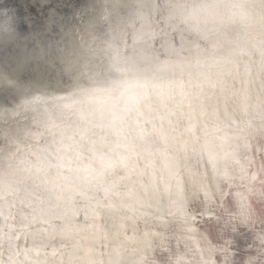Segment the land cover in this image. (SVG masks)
Wrapping results in <instances>:
<instances>
[{"label": "snow or ice", "instance_id": "snow-or-ice-1", "mask_svg": "<svg viewBox=\"0 0 264 264\" xmlns=\"http://www.w3.org/2000/svg\"><path fill=\"white\" fill-rule=\"evenodd\" d=\"M12 5L0 0V9ZM90 6L93 44L107 59L77 68L69 95L49 97L0 56V264H155L162 246L139 221L149 229L158 215L186 226L214 216L223 236L208 251L217 264H235L228 236L247 227L259 241L256 264H264V213L254 216L246 201L258 189L264 199V157L258 167L255 160L264 153V0ZM224 17L243 27H209ZM13 24L8 16L0 30L10 33ZM103 96L116 103L102 105ZM105 128L114 139L97 136ZM217 138L243 140L246 149L256 140L251 157L224 153L240 165L238 176L181 179L189 150L216 172ZM184 257L214 264L187 244L164 264H185Z\"/></svg>", "mask_w": 264, "mask_h": 264}, {"label": "bare ground", "instance_id": "bare-ground-1", "mask_svg": "<svg viewBox=\"0 0 264 264\" xmlns=\"http://www.w3.org/2000/svg\"><path fill=\"white\" fill-rule=\"evenodd\" d=\"M90 11V0H15V5L8 9H0V15L4 16L0 17V25L6 22L8 16L14 20L10 33L0 30V56L6 64L14 65L17 74L26 82L43 88L49 93V97L69 95L70 92L76 90L74 85L79 76L76 72L77 68L83 67L88 61L95 62L101 56L107 59L93 44L95 19L89 15ZM209 27H217L223 32H228L234 27H243V25L233 24L227 17H224L222 22L210 23ZM100 100L102 105L116 103L114 98L108 96H103ZM218 119L226 120L222 108ZM96 131L98 137L115 138L110 129H97ZM228 134L231 135L230 132ZM219 135L223 136L224 133ZM51 139L48 137L49 141ZM256 143V140L251 141L246 149L243 140L226 143L222 139H215L217 146L215 151L219 156L215 173L212 165L208 163L207 156L201 158L189 150L187 156L180 161L181 179L187 181L194 178L199 184L200 174H205L208 179L215 175L216 180L213 183H219V177L224 172L238 176L240 165L235 163L231 157H226L224 153L235 151L239 155L247 151L251 157ZM36 146L46 148L47 144L36 142ZM49 151L53 150L49 149ZM262 157L264 153H256L257 167ZM53 162L56 161L53 159ZM80 175L83 177L86 174L81 173ZM261 177H264V174H261ZM81 183L86 182L82 180ZM239 183L237 179V184ZM243 183L247 184L248 181ZM48 187L51 188L52 185L49 184ZM58 187L59 182L57 181ZM229 190L225 187L226 192ZM231 190L235 192V186ZM202 198L203 193H201ZM246 201L254 216L264 213V199L259 196V189L255 196H246ZM139 224L142 231L151 232L149 239L155 240L158 245L162 246L154 253L155 264H164L170 250L182 247L184 244L194 249L195 257L202 260L211 258L214 264H217L216 254L208 251L209 244L221 241L223 236L222 225L217 223L214 216L198 217L187 226L182 220H172L165 215L150 217L149 229H144L143 220H140ZM188 226L195 231L188 233L186 231ZM228 239L232 241L235 264H241V258L245 262L251 258L253 264H256L259 241L254 239L247 227L241 226L231 232ZM96 242H100L99 238ZM189 260V257H184L185 264H188Z\"/></svg>", "mask_w": 264, "mask_h": 264}]
</instances>
